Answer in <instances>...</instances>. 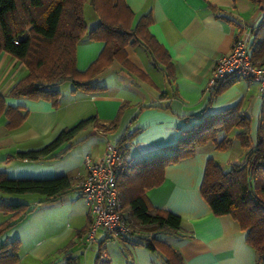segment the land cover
I'll return each instance as SVG.
<instances>
[{
  "label": "crops",
  "instance_id": "1",
  "mask_svg": "<svg viewBox=\"0 0 264 264\" xmlns=\"http://www.w3.org/2000/svg\"><path fill=\"white\" fill-rule=\"evenodd\" d=\"M126 2L135 13L134 24L142 14L151 13L149 31L169 58L160 59L143 42L128 45L133 68L113 61L92 79L99 85L96 91H73L72 81L71 88L63 91L62 83L58 106L44 98L9 96L28 68L6 51L0 53V93L8 105L28 111L25 122L14 129L6 126L5 115L0 117V170L16 177L68 174L75 178L70 191L51 200L40 196L32 202L0 193L2 200L33 207L0 236V242L20 241L15 264H95L100 244L107 251L109 264H167L163 253L136 243L142 240L140 233L113 236L102 231L97 250L87 248L82 230L93 222L94 214L79 193V184L87 173L86 156L98 159L109 142L117 143L124 135L131 136L125 152L128 160L167 153V146L175 144L202 117L236 105L251 119V139L256 143L264 111V86L244 78L210 86L209 79L218 57L231 52L237 38L251 36L263 18L264 0ZM104 44L102 40H81L76 52L78 69L86 70ZM91 115H96L101 125L116 124L108 131L89 126L60 158L53 155L67 143L40 160L16 157L19 151L44 147L63 129ZM244 156L245 149L237 137L233 136L226 150L208 141L193 156L169 164L164 181L147 191L154 206L181 217L180 230L173 234V241L167 242L181 252L186 264H257V251L248 242L247 231L231 215L214 214L200 190L208 159H215L225 169L242 162ZM11 215L0 211V223ZM27 223L33 230L23 234ZM70 257L72 260H68Z\"/></svg>",
  "mask_w": 264,
  "mask_h": 264
},
{
  "label": "trees",
  "instance_id": "2",
  "mask_svg": "<svg viewBox=\"0 0 264 264\" xmlns=\"http://www.w3.org/2000/svg\"><path fill=\"white\" fill-rule=\"evenodd\" d=\"M88 1L99 20L91 28L84 13ZM134 18L135 13L126 0H0V53L6 51L28 68V73L16 82L8 95L44 98L58 106L61 97L59 86L66 81L73 82V91H96L99 85L92 79L113 61L119 60L133 68L126 47L140 42L160 59L165 61V57L169 58L167 51L149 31L151 13L142 14L136 24L133 23ZM83 39L105 43L86 70L78 69L76 57L77 45ZM247 47L254 61L264 59V15L253 28ZM237 79L240 77H231L227 82ZM2 115L7 117L6 126L14 129L25 122L28 111L8 105L0 93V117ZM115 124L114 121L109 126L101 125L98 117L91 115L63 129L44 147L19 151L15 155L22 160L36 161L48 157L67 143L66 148L53 155V158H60L77 143V135L89 126L108 131ZM233 136L245 149L243 161L231 163L224 169L215 159H208L200 190L214 214L231 215L247 231V240L257 251V264H264V111L257 127L256 143L253 144L251 119L240 105L202 117L186 129L175 144L167 146L169 152L148 159L128 160L125 152L131 136L124 135L118 140L116 144L123 162L117 168V184L122 196L121 213L129 224L127 233L138 231L133 220L147 232L146 236L141 234L142 240L136 243L163 253L167 264H186L177 248L154 235L157 230L176 234L181 228V217L154 206L147 191L164 181L169 164L193 156L208 141H215L217 149L226 150ZM74 183L75 178L68 174L47 178L16 177L0 170V193L5 194L40 193L45 200H51L70 191ZM32 210L28 203L0 199V211L12 213L8 220L0 223V236ZM91 224L82 232L86 234ZM19 248L18 239L2 243L0 264H15L19 259ZM101 250L100 244L95 264H109V259L101 258Z\"/></svg>",
  "mask_w": 264,
  "mask_h": 264
},
{
  "label": "built area",
  "instance_id": "3",
  "mask_svg": "<svg viewBox=\"0 0 264 264\" xmlns=\"http://www.w3.org/2000/svg\"><path fill=\"white\" fill-rule=\"evenodd\" d=\"M247 42L248 37L237 38L231 52L218 57L211 71L210 86L231 77L258 81L264 86V59L254 61ZM85 161L87 173L79 184V193L94 214V220L85 234V244L90 248L98 242L97 231L119 236L129 231V224L121 213L122 196L117 184V168L122 164L123 156L117 144L109 142L101 157L92 160L86 156ZM101 258L108 259L105 248L101 250Z\"/></svg>",
  "mask_w": 264,
  "mask_h": 264
},
{
  "label": "rangeland",
  "instance_id": "4",
  "mask_svg": "<svg viewBox=\"0 0 264 264\" xmlns=\"http://www.w3.org/2000/svg\"><path fill=\"white\" fill-rule=\"evenodd\" d=\"M84 13H85V18H86V21H87V24H88V26L89 27H93L94 25H96L98 22H99V20H98V16H97V14H96V12H95V10H94V8H93V5L90 3V1H88V2H86V4H85V8H84ZM71 82L70 81H66V82H64L63 84H62V90L64 91V90H66V89H70L71 88ZM88 130V129H87ZM94 136H97V135H94ZM101 139L103 140V141H105L106 140V138L105 137H102L101 136ZM33 170H34V168L32 169H29V171H32L33 172ZM39 175H43V174H39ZM32 177H35V175L34 176H32ZM36 177H40V176H36ZM40 178H44V177H40ZM14 196H18V197H20V198H24V200L25 201H30V199H32V202L34 201L33 199L34 198H37V199H39V197L40 196H43L42 194H40V193H14L13 194ZM44 197V196H43ZM32 211H30V212H28L27 214H26V216L29 214V213H31ZM26 216H24V218L26 217ZM30 222V221H29ZM133 224H134V227L135 228H138V231L136 232V233H140V234H147V232L146 231H144V230H142V229H140L139 228V226H138V224H136V222L133 220ZM9 229H7L6 230V232L8 231ZM33 230V228H32V225L31 224H29V223H27V227H24L23 228V230H22V232H23V234L24 233H30L31 231ZM102 231L103 230H99V231H97V234H96V236H97V238H100L101 237V235L103 234L102 233ZM5 232V233H6ZM104 232V231H103ZM149 234V233H148ZM157 238H159V239H162V240H164V241H173V234H171V233H165V232H162V231H160V230H157L156 232H155V234H154ZM1 243H4V242H0V245H1ZM98 244H99V242H96L94 245H93V247H94V249H95V251L97 250V247H98Z\"/></svg>",
  "mask_w": 264,
  "mask_h": 264
}]
</instances>
